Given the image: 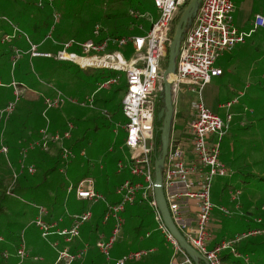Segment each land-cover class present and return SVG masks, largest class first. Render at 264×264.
<instances>
[{
    "label": "rangeland",
    "instance_id": "rangeland-1",
    "mask_svg": "<svg viewBox=\"0 0 264 264\" xmlns=\"http://www.w3.org/2000/svg\"><path fill=\"white\" fill-rule=\"evenodd\" d=\"M26 1L30 2L29 7L20 4L19 0L0 1V29L11 36L9 42L0 41V90L7 91L6 102L14 98L11 94V83L13 85L15 82L22 89L13 113L1 122V127L6 129V137L19 145L23 132L30 131L38 135L42 128L61 132L71 123L73 128L69 141L55 144L57 147L62 143L66 147H72L76 157L68 162L62 158L64 161L61 167L64 172L60 171V166L54 164L48 176L43 177L42 172L36 170L35 174L24 172L26 170L20 174V166L15 164L12 151H9L7 157L14 169L12 171L9 165L7 168H11L13 175H18L17 188L11 193L0 195V244L4 245V257L8 256L10 264H52L57 255L56 249L69 245L72 247L73 242H66L63 236L57 234L42 237L34 223L39 208L46 209L42 218L47 223L55 222V228L68 227L75 213L88 209L93 216L81 229L93 227L97 220L98 235L103 227L100 224L106 201L118 199L116 187L130 173L126 168H119V162H126L125 156L129 154V150L123 147L125 132L122 125L125 117L118 109L127 90L124 72L94 66L81 67L73 61L57 60L55 53L63 48L65 42L72 39L96 40L93 33L95 27L109 31L114 21L124 24L125 19L119 14L128 11L135 2L139 3L141 17L137 15L138 12L132 15L136 18L133 23L135 30L130 35H143L151 21L157 18L158 10L153 0H52L51 3L45 2L43 7H38L34 0ZM231 1L236 7L232 21L238 29H244L235 19V10L240 13V3L245 2L252 13H264V0ZM189 24L190 20L184 28L181 40ZM245 42L244 47V43H239L217 59L216 65L222 67L223 74L212 77L202 93L208 109L221 117H225L227 113L232 116L226 134L219 141V160L225 165L227 174L214 178L211 191V201L220 211L214 219V234L220 233L219 238L225 239L246 230L248 226L260 227L258 218L264 222V29H255ZM32 44H35L36 51L49 52L50 56L32 55ZM68 51L80 54L75 46ZM120 51L129 58L132 54L131 44L120 48ZM117 75L119 79L115 83L108 87L101 86L107 79ZM58 93L65 98V102L58 107L46 109L45 97L54 98ZM235 99L237 101L230 108L220 106ZM69 100L82 101L85 104L81 106L75 103L80 106L78 107L71 105L74 103ZM188 100L191 101L192 97L183 87L178 94V108L183 120H190L192 107ZM3 104L0 103V106ZM161 104L162 100L158 95L154 119L156 129L161 126L156 117ZM72 107L79 111H69ZM85 111L92 112L95 116L73 120ZM8 146L10 150L15 149L12 144ZM79 149L85 154L81 155L80 151L78 153ZM35 151L37 155L41 150L36 148L27 152L29 158L27 162L24 161L26 165ZM23 175L28 176L26 181ZM84 175L94 180L96 191L106 200L93 203L76 198L74 190L70 191L69 186L75 185ZM10 178L12 182L13 177ZM221 187L225 191L220 196ZM230 190H240L235 201L231 199ZM218 203L228 213H224ZM126 208L128 213H123L126 226H123L118 237V240L123 241H127L135 233L131 230L129 235V227L138 226L139 223V218L128 211L129 208L132 209V205L127 204ZM134 208L142 211L136 207L133 210ZM144 219V226L138 228V238L132 239V249H136L138 245L156 246L164 238L163 234L161 236L156 233L157 221L150 210ZM107 225L111 226V220ZM146 231L153 232V237L143 239ZM22 236L28 251L25 261H19L17 255ZM262 239L264 234L243 240L241 245ZM55 242L57 245H54ZM246 254L251 264H264V248ZM102 256L104 257L103 254ZM180 256L172 255L170 262L181 263ZM103 257L102 261L105 263Z\"/></svg>",
    "mask_w": 264,
    "mask_h": 264
},
{
    "label": "built area",
    "instance_id": "built-area-1",
    "mask_svg": "<svg viewBox=\"0 0 264 264\" xmlns=\"http://www.w3.org/2000/svg\"><path fill=\"white\" fill-rule=\"evenodd\" d=\"M51 1L35 0V4L38 7H43L45 2L51 3ZM186 1L153 0L158 10V16L143 35L106 37L101 41L94 39L75 41L72 39L65 42L63 48L55 53L57 60H69L78 63L81 67L94 66L122 71L125 74L127 90L121 100V109L125 117V123L122 125L125 132L123 147L129 150V154L125 156L126 162H119V168H128L135 180L126 179L117 186L118 199L116 202L106 201L102 221L111 220L112 227L108 236L100 235L97 238L96 247L104 255L106 262L111 264H126L127 261L139 260L153 250V248L130 250L116 259H113L110 254L123 226L122 212L127 204H133L137 198L145 201L154 211L157 229L173 246L174 251L180 253L181 263L177 261L171 263L194 264L162 221L153 196L154 171L152 167V154L155 152V139L158 133V129L155 128V111L157 97L162 92L160 74L166 65L164 61L166 63L165 56L170 42L169 35L172 24ZM233 12L234 4L231 0H201L195 15L185 30L183 39L180 41L175 73L170 80L174 116L178 104V94L183 87L192 97V100H189L192 112L190 120H185V129L180 132H177L175 126L177 120H172L167 155L162 169L164 196L174 223L187 241L205 257L209 264H223L221 253L225 248L242 237L259 232L258 230L243 232L233 239L224 240L214 246L208 245V226L214 209V204L211 201L213 180L216 176L227 174L225 165L219 160V141L226 134L232 116L227 113L225 117H221L208 109L203 101V89L212 77L222 73L221 69L215 66L220 56L231 51L237 44L244 43L255 29H264L262 15L255 16L253 28L248 31L236 28L232 21ZM137 15L141 17L140 13ZM93 33L97 36L99 28L95 27ZM0 34L2 43L11 41V36L7 32ZM127 44L132 46V54L129 58L120 51V48ZM73 46L79 47L80 54L68 51ZM31 49L34 56H50L49 52L36 51L35 44H32ZM77 58H86L87 61L81 62ZM118 79V75L112 76L101 86L108 87ZM11 86L14 98L0 106V122L8 119L19 100L22 89L15 82L13 85L11 83ZM69 101L80 105L85 104L82 101ZM235 101L237 99L227 101L220 106L227 109ZM64 102L65 98L60 93L54 98L45 97L44 99L46 109L58 107ZM67 125L68 128L61 132H50L47 128L40 129L39 138L20 149L21 171L26 169L30 174L34 173V166L26 165L24 162L28 151L36 148L44 151L48 148L49 143H59V141L61 143L68 140L73 126L71 123ZM59 147L63 159L69 160L70 157L75 156L64 143ZM0 151L6 155L7 146L2 144ZM82 154L84 153L82 152ZM11 190L12 185L7 188L6 192L11 193ZM69 190H74L75 196L79 200L93 203L106 200L102 194L96 191L94 180L90 177L81 179L75 186L71 184ZM239 194L240 190L230 191L232 200ZM188 201L193 202L197 207L193 227L186 223L183 213ZM221 210L228 213V210L222 206ZM45 213L46 209L40 207L39 214L34 220L35 225L41 231V236L45 238L50 234H57L63 236L66 242H73V239L79 237L81 226L92 217L91 211L86 209L75 213L71 217L68 227L55 228V222L47 223L42 218ZM21 240V246L17 249L20 261L28 255L23 236ZM54 245H57V242ZM88 248L87 244L75 250H72L71 245L57 248V256L53 264H72L80 259ZM234 253L239 256L238 253ZM242 257L246 264H250L247 255Z\"/></svg>",
    "mask_w": 264,
    "mask_h": 264
},
{
    "label": "trees",
    "instance_id": "trees-1",
    "mask_svg": "<svg viewBox=\"0 0 264 264\" xmlns=\"http://www.w3.org/2000/svg\"><path fill=\"white\" fill-rule=\"evenodd\" d=\"M1 1V0H0ZM20 1V4H22V5H24V6H27V7H29V1H26V0H19ZM25 1V2H24ZM185 5V4H184ZM1 10H3V7L1 8ZM135 12H140L139 11V3L138 2H135V4L134 5H132V6H130V8H129V10L128 11H122L120 14H119V16H122L124 19H125V23L123 24V23H121V24H118L117 22H113V23H111V25H110V30L109 31H103L101 28H99V34L96 36V41H101L102 39H104V38H106V37H116V36H118V37H121V36H128V35H130V34H132V32H133V30H135V26H134V20L136 19L135 17H133L132 15H134V13ZM175 19H174V22H173V24H172V28H171V31H170V35H169V37H170V40H171V35H172V29H173V26H174V23H175ZM151 24H152V21H151V23H150V26H149V28L151 27ZM149 28L148 29H146V31H148L149 30ZM3 30L2 29H0V32L1 33H4V31L2 32ZM104 32V33H101V32ZM145 31V32H146ZM144 32V33H145ZM143 33V34H144ZM75 48H76V50L78 51V52H80V49H79V47H77V46H75ZM168 49V48H167ZM165 60H167V52H166V56H165ZM7 102V101H6ZM5 102V103H6ZM4 105V104H3ZM163 106V103L160 105V107L158 108V110L161 108ZM118 109L121 111V114H122V109H121V102L119 103V105H118ZM175 115H176V118L177 117H182V115H181V113H178L177 114V112L175 113ZM122 116H123V114H122ZM124 117V116H123ZM9 118V117H8ZM11 118V117H10ZM3 121V120H2ZM1 121V122H2ZM1 122H0V144L2 145V144H4V145H17V142H13V141H11V139L9 140V139H7L6 138V134H5V130H4V126L3 127H1ZM185 128L183 127V130H184ZM51 132V131H50ZM156 141H155V152L152 154V167H153V171H154V160H155V158H156V156L159 154L158 153V150H159V152H160V132L158 131V133H157V135H156V139H155ZM15 143V144H14ZM21 143V142H20ZM26 143H29V142H23V143H21L20 144V146H21V148L23 147V146H25L26 145ZM71 150H72V152H73V154L75 155V157H76V154H75V152H74V150H73V148L72 147H70V146H68ZM20 147H19V149H21ZM59 149H61L60 147H57V145L55 144V143H49L48 144V148L46 149V150H41V151H39L38 152V154L36 155V157L35 158H32L30 161L31 162H33L34 163V165H36V167L34 168V172H35V170L37 171V172H42V176L43 177H47L48 176V174H49V172L51 171V169H52V167L53 166H55V165H57V167L58 166H62L63 165V161L65 160H63L62 161V157H61V154H60V150ZM79 151H80V153H81V149H79L78 150V153H79ZM29 157L27 156V158H26V160L28 159ZM74 158V157H73ZM73 158H69V160H72ZM20 160H21V155H20V150H19V155H18V160L16 161V160H14V162H15V164L17 163V166H20ZM69 160H67V161H65V162H68ZM30 161L28 162V164H30L31 165V163H30ZM25 162H27V161H25ZM8 164H9V166L12 168V171H13V167L11 166V162L10 161H8ZM7 163H6V165H8ZM55 164V165H54ZM33 165V164H32ZM33 165V166H34ZM52 165V166H51ZM11 168L9 169V167H8V170H9V178H8V180L6 181V182H0V195L2 194V195H5V194H8L7 192H6V190H7V188L10 186V185H12V190H11V192L14 190V189H16L17 188V176L18 175H13V173H12V171H11ZM62 168V172L64 171V168L63 167H61ZM126 169H128V168H126ZM24 170H26V169H24ZM23 170V171H24ZM20 171H21V168H20ZM23 171L22 172H20V174H22L23 173ZM119 171H121V170H119ZM129 171V170H128ZM24 172H27V173H29L27 170L26 171H24ZM36 173V172H35ZM34 173V174H35ZM30 174V173H29ZM34 174H33V176H34ZM10 177H13V180H12V182L10 181ZM86 177H89V176H86V175H84L83 177H80L77 181H76V184L81 180V179H83V178H86ZM23 178L25 179V181H26V179L28 178V176L27 175H23ZM126 179H130L131 181H134L135 180V178L132 176V175H130V173L129 174H127V176L126 177H124V179H123V181L124 180H126ZM16 180V181H15ZM122 181V182H123ZM15 182V183H14ZM121 182V183H122ZM95 183V182H94ZM120 183V184H121ZM14 184V185H13ZM75 184V185H76ZM119 184V185H120ZM74 185V184H73ZM74 185V186H75ZM118 185V186H119ZM97 188V186H96V183H95V189ZM117 188V187H116ZM225 191V189H224V187L223 188H221V192L219 193V195L221 196L222 194H223V192ZM232 192H235V191H233V190H231ZM238 197V196H237ZM237 197L235 198V199H233V201H235L236 199H237ZM150 198H152V196L150 195ZM117 201V199L116 200H114V201H112L111 200V202H116ZM98 202V201H97ZM147 203L145 202V201H143V200H141L140 198H137L135 201H134V203L133 204H131L132 205V209L131 208H129L130 210H128V211H130V213H131V215L132 216H136V217H138L139 218V223H138V226H136L135 225V227H133V226H131V227H129V229H128V232H129V235H130V233H131V230H133L135 233H133L132 234V236L130 237V238H128V240L127 241H122L121 242V240H118L119 238H117L116 240H115V242H114V245H113V247H112V249H111V251H110V254H111V256H112V258L113 259H116V258H118V257H120L123 253H126V252H128V251H130V250H136V249H150V248H153V250H152V252H149L146 256H144V257H142L141 259H139V260H131V261H127L126 262V264H172L171 262H170V257H172V255H180V253L179 252H176V251H174V248H173V246L170 244V243H168L166 240H165V238H163L162 237V240H161V243H159V242H157L156 243V246L155 245H148L147 247H143L142 245H138L137 247H136V249H132L131 248V245L132 244H134L133 242H132V239L135 237V238H138V236H139V231H138V228L139 227H142V226H144V223H143V221H145V219H144V216H146V214L148 215V212H149V210H150V212L151 213H153V216H154V211L149 207L148 208V206L146 205ZM218 204H221V203H218ZM215 203H214V209H215ZM133 207H136V208H138V209H141L142 211H144V213H142V211H140V210H136L135 208H134V210H133ZM213 209V210H214ZM86 210V209H85ZM131 210H133V211H131ZM125 212H127V208H126V206H125V208H124V210H123V212H122V218H123V226H126V218L123 216V213L125 214ZM128 213V212H127ZM212 213H213V211H212ZM211 213V219H212V214ZM134 214V215H133ZM224 215V214H223ZM93 216V215H92ZM102 218H103V216H102ZM211 219H210V222H211ZM109 221V220H108ZM108 221H106V222H103L102 220H101V226H103L104 227V229H103V227H101V230L99 231L100 233L97 235V231H98V228H99V224H98V222H97V220L95 221V224H94V226L93 227H88L87 226V228L86 229H81L80 228V236H79V238L76 240V241H73V244H72V250H75V249H80V248H82L83 247V245L84 244H87L88 246H89V248H88V250H87V252L85 253V254H83V256L80 258V259H78V260H76V261H74L72 264H106L107 262H103L102 261V254L99 252V250H98V248L96 247V240H97V238L100 236V235H103V236H108L109 234H110V231H111V227H112V221H111V226L110 225H107V222ZM257 222L260 224V227H251V226H248L247 227V229L246 230H243V231H241L240 233H243V232H247V231H251V230H258L259 232L258 233H255V234H253V235H249V236H245V237H242V238H240L238 241H234V242H232V244L229 246V247H227V248H225L223 251H222V253H221V259H222V261H223V264H246L245 263V261H244V259L242 258V257H240V255L241 256H245V255H247L246 253L247 252H249V251H251V252H253V251H255V252H257V251H260L262 248H264V239H262V240H260V241H257V242H252V241H249L248 243H246V244H244V245H241V242L243 241V240H247V239H249V238H251V237H259V236H263V234H264V224H261V223H264L263 222V220L261 219V218H258L257 219ZM123 226H122V228H123ZM133 227V228H132ZM122 230V229H121ZM211 231H212V228L210 227V223H209V226H208V233H209V241H208V245L209 246H214V245H212L211 244V236L212 237H214L215 238V234H214V236L213 235H210L211 234ZM156 233L158 234V235H161L162 236V233L158 230V229H156ZM240 233H235L232 237H229V238H227V239H225V238H217V240H216V242H215V244H217V243H220V242H222V241H224V240H229V239H233L236 235H238V234H240ZM120 234H121V232H120ZM120 234H119V236H120ZM118 236V237H119ZM153 237V232H151V231H146L144 234H143V239H145V238H147V239H150V238H152ZM23 240H24V238H23ZM22 240H20V242H21ZM121 242V243H120ZM128 243V244H127ZM158 243L160 244V245H158ZM162 244V245H161ZM19 245H20V243H19ZM18 249V248H17ZM25 249H26V246H25ZM234 252H236V253H238L239 254V256H236L235 255V253ZM4 253H5V247H4V245H1L0 244V264H10L11 262H9L8 261V259H7V257H4ZM26 254H28V251H27V249H26ZM28 255H26V257H27ZM57 256V255H56ZM248 256V255H247ZM26 257H24L23 258V260H25V258ZM104 258V257H103ZM249 258V257H248ZM56 259V258H55ZM55 259H54V261H55ZM22 260V261H23ZM20 261V260H19ZM53 261V262H54ZM104 261H106L105 259H104ZM249 262H250V259H249ZM53 264V263H52ZM251 264V263H250Z\"/></svg>",
    "mask_w": 264,
    "mask_h": 264
},
{
    "label": "water",
    "instance_id": "water-1",
    "mask_svg": "<svg viewBox=\"0 0 264 264\" xmlns=\"http://www.w3.org/2000/svg\"><path fill=\"white\" fill-rule=\"evenodd\" d=\"M201 0H187L185 5L180 9L175 18L172 29L171 40L167 49V60L164 70L161 72L162 92L160 98L163 106L157 112V120L161 123L158 128L160 132V152L154 160V185L153 196L156 207L159 210L162 221L170 234L176 240L180 248L191 258L194 264H209L193 246L187 241L177 225L174 223L167 202L164 196L162 185V169L167 155V149L170 138L172 120L174 119V105L171 93V76L175 73L176 57L184 28L191 18L195 15Z\"/></svg>",
    "mask_w": 264,
    "mask_h": 264
},
{
    "label": "crops",
    "instance_id": "crops-1",
    "mask_svg": "<svg viewBox=\"0 0 264 264\" xmlns=\"http://www.w3.org/2000/svg\"><path fill=\"white\" fill-rule=\"evenodd\" d=\"M35 1V0H34ZM25 2V1H24ZM235 6V5H234ZM236 7H234V9H235ZM238 9L240 10V13L239 12H237V9L235 10V19H236V21H237V23L238 24H240V27L241 28H244V29H242V30H245V28L246 29H251V27L253 28V21H254V18H255V16L256 15H262L263 17H264V13H262L261 11H254L253 13L251 12V10H250V8H249V6L248 5H246V3L245 2H243V3H240V5H239V7H238ZM248 29V30H249ZM248 30H246V31H248ZM250 37V36H249ZM246 43V42H245ZM245 43H244V45H243V47L245 46ZM217 64V61H216V63H215V66L217 67V68H219V69H221V71H222V73L220 74V75H217V76H215V77H218V76H221L222 74H223V70H222V67H219L218 65H216ZM264 76V75H263ZM11 94H12V92H11ZM8 97V95H7V91L6 90H0V103H4L5 102V100H6V98ZM77 101V100H76ZM81 102V101H80ZM187 102V101H186ZM188 103H189V100H188ZM5 104V103H4ZM78 104V103H77ZM71 105H75V106H78V105H76L75 103L74 104H71ZM80 105V104H79ZM178 105H179V102H178V104L176 105V110H175V112H177V114L178 113H181L180 112V110H179V108H178ZM2 106V105H1ZM81 106H84V105H81ZM78 107H80V106H78ZM82 108H84V107H82ZM69 111H73V112H78L79 111V109H75L74 107H72V108H69L68 109ZM95 116V114L94 113H92V112H87V111H85V112H81L80 114H79V117H74L73 118V120H78V119H80V118H82V117H85V118H88V117H90V118H93ZM89 118V119H90ZM173 120H177V123L175 124V126H176V128H177V132H180L182 129H183V127H184V122H185V120H183V118L182 117H177L176 118V115L174 116V119ZM6 128H7V125H6ZM39 131H40V129H39ZM5 132H6V129H5ZM39 135L40 134H38V135H34L32 132H26V133H24L23 132V134L20 136V140H22V142L21 143H23V142H31V141H34V140H36V139H38L39 138ZM7 139H8V137H6ZM71 139V138H70ZM10 140V139H9ZM68 141H69V139H68ZM20 143V144H21ZM20 144L19 145H14L15 146V149L13 148V150H10V148H9V146L8 145H6L7 146V149H8V151H7V154L5 155L4 153H2L1 151H0V182H6L7 180H8V176H9V170H8V168H7V165H6V163L8 164V161H10L9 160V157H7L8 156V154H9V151H12V153H11V155H12V157H13V160H18V155H19V147L21 148V146H20ZM27 144V143H26ZM0 147H1V144H0ZM17 147V148H16ZM82 150V149H81ZM82 152L83 151H81V155H84V154H82ZM33 153V156H32V158H35L36 157V151L35 152H32ZM31 158V159H32ZM30 159V160H31ZM32 161V160H31ZM31 161H30V163H31ZM33 163V162H32ZM34 164V163H33ZM9 165V164H8ZM12 166V165H11ZM60 171L62 172V168H60ZM64 172V171H63ZM213 187V186H212ZM222 188V187H221ZM231 191V190H230ZM230 191H229V193H230ZM211 195H212V193H211ZM217 205H215V209L213 210V215H212V219H211V222H210V227L212 228V231H211V234L210 235H213L214 236V219H215V217H216V214L217 213H220V211L218 210V207H216ZM219 206H220V208H221V206H222V204H219ZM223 207V206H222ZM196 210H197V207H196V205L193 203V202H190V201H188L187 202V205L184 207V209H183V213H184V216H185V220H186V223L190 226V227H193L194 226V223H195V215H196ZM218 217V216H217ZM222 226V225H221ZM220 234V233H219ZM219 234L218 235H215V238L214 237H212L211 236V244L212 245H215V242H216V240H217V238H219ZM123 241V239L121 240V242ZM120 242V243H121ZM181 257V256H180ZM201 264H204L203 262H201Z\"/></svg>",
    "mask_w": 264,
    "mask_h": 264
},
{
    "label": "bare ground",
    "instance_id": "bare-ground-1",
    "mask_svg": "<svg viewBox=\"0 0 264 264\" xmlns=\"http://www.w3.org/2000/svg\"><path fill=\"white\" fill-rule=\"evenodd\" d=\"M77 60H79V61H81V62H85V61H87V59L86 58H77ZM7 257V256H6ZM28 260V259H27ZM25 261V260H24Z\"/></svg>",
    "mask_w": 264,
    "mask_h": 264
}]
</instances>
